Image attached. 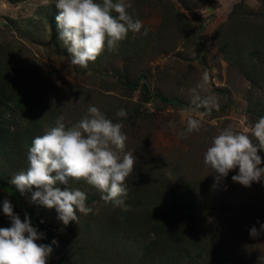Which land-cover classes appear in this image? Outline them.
<instances>
[{"label":"rangeland","instance_id":"obj_1","mask_svg":"<svg viewBox=\"0 0 264 264\" xmlns=\"http://www.w3.org/2000/svg\"><path fill=\"white\" fill-rule=\"evenodd\" d=\"M161 1L172 4L182 13L180 20L194 31L195 38L189 35L188 29L177 30L172 26L163 30V37L158 40L141 38L126 44L125 52L107 50L104 57L107 61L82 68L72 65L70 55L61 52L59 43L53 42L49 18L50 13L56 12L55 0H0V62L4 61L7 66H12L13 62L18 65L17 69L9 71V76L17 81L20 92L30 90L38 80H43L36 92L46 93L50 101L58 97V102L64 103L66 124L72 114L69 124L79 121L87 114L91 103L85 101L83 111L74 113L73 95L67 91V84L75 82L78 93L83 87L89 88L88 96L99 101L98 108L105 116L123 124V131L128 136L127 148L143 164L146 160L157 172L165 174L175 168L184 180L201 182V189L204 183L210 189L212 193H207L204 202L207 205L200 208L199 214L214 223V226L210 224L215 227L214 230L210 228L213 236L207 232L208 227L202 230L210 239L213 237L216 250L207 256L191 251L192 254L179 262L171 259L163 264H217L214 261L218 257L219 264H264V231L256 237L249 234L253 226L259 231L260 224H264V181L244 187L231 179L237 169L214 187L212 170L203 164V153L212 137L222 129L230 125L235 131L244 132L264 116V86L252 84L228 64L214 37L215 29L234 5L241 3L250 13L262 12L264 0ZM133 2L135 0L132 5ZM150 3L154 9L143 4L136 6L143 21L141 30L154 31L159 24V3L156 0H150ZM192 3L196 5L192 7ZM258 15L257 20H262ZM145 43L146 48L143 47ZM19 71L23 72L16 73ZM205 72L209 73L208 91L218 98L220 110L209 112L199 108L189 113L187 109L195 107L191 104V90ZM4 76H0L1 86ZM135 78L137 85L126 84ZM120 109L126 111L125 118L116 115ZM189 114L200 119L203 128L199 133L181 136ZM50 117L42 122L44 126L54 124ZM170 121L174 127L169 126ZM21 128V113L12 101L0 95V172L9 179L23 169L11 167L8 158L4 157L5 153L12 152V147L7 146L9 137L4 133L7 135ZM258 154L264 158V152ZM86 185L84 181L69 183V187L79 188L87 194L89 207L94 204V219L112 212L111 206L99 199L98 193L94 194L96 199L91 200L92 193L89 194ZM12 189L16 192L14 195L0 186V227L10 226L2 212V201L7 198L21 219L27 213L33 226L45 233V239L38 243L51 244L53 239L57 240L58 245H52L48 264H138L137 257L131 254V247L126 256L106 242L111 241L110 237L103 239L99 244L101 247L89 240L84 226L80 225L88 215L79 214V224L70 222L65 226L58 220L55 209L32 204L30 193L22 195L14 185ZM128 242L131 243L130 239L122 242L123 250H127ZM102 249L104 251H100ZM96 250L100 252L97 255Z\"/></svg>","mask_w":264,"mask_h":264},{"label":"clouds","instance_id":"obj_2","mask_svg":"<svg viewBox=\"0 0 264 264\" xmlns=\"http://www.w3.org/2000/svg\"><path fill=\"white\" fill-rule=\"evenodd\" d=\"M54 6L57 38L75 66L87 68L105 49L118 50L129 32L147 35V29L141 32L143 21L132 0H55ZM208 84L209 73L205 72L191 90V104L195 107L187 109L189 113L199 108L220 110L219 100L208 91ZM116 115L126 117L127 113L120 109ZM64 120L60 115L32 140L27 148L26 170L14 174L10 183L22 195L30 193V203L55 209L65 226L70 222L78 224L79 214L93 211L87 205V194L69 187L70 181L86 182L102 193L105 202L127 210V180L135 172L138 157L127 148L123 124L113 122L96 106H89L87 114L70 126ZM169 126L174 124L170 121ZM202 128V121L189 114L180 135L199 133ZM260 152H264V116L244 132L230 125L222 129L203 153V164L212 170L214 187L237 169L232 181L251 187L254 182L264 181ZM2 212L10 226L0 227V264H48L57 240L38 243L45 239V233L33 226L27 213L21 219L7 198L2 201ZM261 231L264 224H260L259 231L253 226L249 234L256 237Z\"/></svg>","mask_w":264,"mask_h":264},{"label":"trees","instance_id":"obj_3","mask_svg":"<svg viewBox=\"0 0 264 264\" xmlns=\"http://www.w3.org/2000/svg\"><path fill=\"white\" fill-rule=\"evenodd\" d=\"M156 2L159 3L160 9V21L156 29L154 31L148 30L146 36L138 34L134 36L132 32H129L127 39L120 43L118 51L125 52L126 44H131L141 38L152 39L155 37L158 40L163 37L161 35L163 30L172 26V29L177 30L188 29L189 35L195 38L194 31L188 28L187 23L180 20L183 17L182 13L166 1L163 3L161 0H156ZM140 4L154 9L150 0H135L133 8L139 19L141 17L140 11L136 6ZM190 5L193 7L196 3ZM261 10L262 12L250 13L245 5L241 3L234 5L224 21L217 26L214 34L217 47L224 60L241 73L244 78L258 86H264V6ZM257 14L262 20H257ZM55 15L56 12L50 13L49 18L53 42L59 43L58 46L62 48L59 50L65 55H69L57 38ZM143 31L141 30V32ZM143 47L146 48L147 43L143 44ZM131 50L133 49H129V51ZM106 51L107 49L95 62H89V64L101 65L102 62L107 61V58H104ZM17 67L15 62L12 66L5 65L4 61L0 62V72H2L0 76L5 75L2 79L3 84L0 85V95L14 103L16 110L21 113L22 120L21 129L9 132L7 135L4 133L5 136L9 137L8 142L10 143L7 146L12 147V152L10 154L5 153L4 157L8 158L7 161L11 167L24 170L28 166L27 148L31 146V142L36 136L43 134V129L47 126H44L42 122L50 115V119L55 121L60 113L64 116L66 111L64 103L58 102V97L50 101L45 96L46 93L36 92L41 88L43 80H38L35 85L31 86L30 90L20 92V89L17 88L19 87L17 81L9 76V71L17 69ZM21 72L23 71L16 73ZM137 83L138 80L135 78L129 79L126 84L135 86ZM78 88L75 82L66 86L67 91L73 95L71 97L74 102L72 107L74 113L77 112L76 110L83 111L85 101L91 102L90 106L98 107L99 101L88 96L89 88L83 87L79 93ZM168 102L174 103L176 101ZM135 113L138 116V112ZM72 116L74 115L68 117V123L65 122L66 125H72L71 122L69 124ZM137 160L135 172L127 180L128 195L125 198L127 210H120L119 207L113 208L111 203L106 202L111 206L112 212L104 213L102 218L97 220L94 219L92 213L88 214L80 223L84 226L88 239H92V242L99 245L106 236L110 237L111 241L106 242L120 249L126 256L131 247L133 249L131 254L137 257L138 264H163L166 263L164 261L171 259L179 262L180 259H185L186 256L192 254L191 251H198L200 255L205 253V256L207 253L215 251L216 243L213 237L210 239L207 236L208 233L202 230L208 227L207 232L211 234L210 228L215 229L214 223L199 214L200 208L203 209L207 205L204 202H206V196L210 189L206 188L204 183L203 189H201V182L190 183L187 179L184 180L175 168L170 169L167 174L160 173L154 169L153 165L147 164L146 160L144 164L140 159ZM0 181V186L5 192L11 195L16 193L12 189L11 179L7 178L5 173L0 172ZM86 186L89 194L92 193L90 195L91 200L96 199L95 193H98L99 199H101L102 193L88 184ZM93 206L94 204L91 208ZM113 212H115L114 215ZM83 237L81 238L84 239ZM126 239H130L131 243L128 242L125 246L127 250H123L122 242ZM99 246L101 247V245ZM93 247L96 248V246ZM100 251H104V249ZM99 253L96 250L95 254ZM218 258L214 261L217 264L220 263L218 261L220 258Z\"/></svg>","mask_w":264,"mask_h":264}]
</instances>
